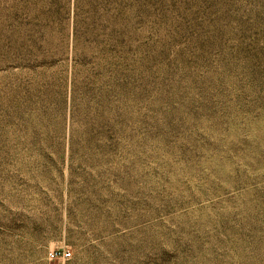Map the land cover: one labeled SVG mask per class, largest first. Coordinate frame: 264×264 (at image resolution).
<instances>
[{"label": "rangeland", "instance_id": "obj_1", "mask_svg": "<svg viewBox=\"0 0 264 264\" xmlns=\"http://www.w3.org/2000/svg\"><path fill=\"white\" fill-rule=\"evenodd\" d=\"M0 264H264V0H0Z\"/></svg>", "mask_w": 264, "mask_h": 264}, {"label": "built area", "instance_id": "obj_2", "mask_svg": "<svg viewBox=\"0 0 264 264\" xmlns=\"http://www.w3.org/2000/svg\"><path fill=\"white\" fill-rule=\"evenodd\" d=\"M48 258L50 261H68L71 259V253L66 250H55L49 253Z\"/></svg>", "mask_w": 264, "mask_h": 264}]
</instances>
